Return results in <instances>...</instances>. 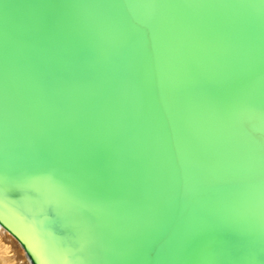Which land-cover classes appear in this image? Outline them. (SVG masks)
<instances>
[{
    "label": "water",
    "instance_id": "95a60500",
    "mask_svg": "<svg viewBox=\"0 0 264 264\" xmlns=\"http://www.w3.org/2000/svg\"><path fill=\"white\" fill-rule=\"evenodd\" d=\"M0 224L33 264H264V0H0Z\"/></svg>",
    "mask_w": 264,
    "mask_h": 264
},
{
    "label": "bare ground",
    "instance_id": "6f19581e",
    "mask_svg": "<svg viewBox=\"0 0 264 264\" xmlns=\"http://www.w3.org/2000/svg\"><path fill=\"white\" fill-rule=\"evenodd\" d=\"M189 187L186 190V194H184L185 198L189 196V193H187ZM7 203H9L10 206L13 207L12 209L16 213V209H15L16 204H14L11 201H8ZM47 217H54V213L52 216H49L47 214ZM0 264H33L24 246L12 233L6 230L1 224H0Z\"/></svg>",
    "mask_w": 264,
    "mask_h": 264
},
{
    "label": "snow or ice",
    "instance_id": "6c2138e0",
    "mask_svg": "<svg viewBox=\"0 0 264 264\" xmlns=\"http://www.w3.org/2000/svg\"><path fill=\"white\" fill-rule=\"evenodd\" d=\"M24 195V193L20 192V191H9L5 193V196L7 197H11V198H16L19 199ZM48 215L52 216L53 212L51 209L48 210ZM54 231L56 233H59V235L62 237V241L68 242L70 243L72 240L71 234L68 233L66 230H62V229H54Z\"/></svg>",
    "mask_w": 264,
    "mask_h": 264
}]
</instances>
